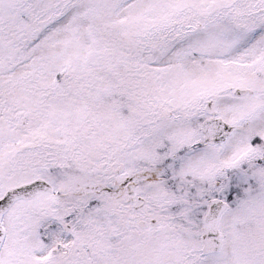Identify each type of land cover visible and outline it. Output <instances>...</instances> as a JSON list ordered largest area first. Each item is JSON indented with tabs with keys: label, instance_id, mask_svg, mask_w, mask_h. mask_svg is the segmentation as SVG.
Returning <instances> with one entry per match:
<instances>
[{
	"label": "snow or ice",
	"instance_id": "6c2138e0",
	"mask_svg": "<svg viewBox=\"0 0 264 264\" xmlns=\"http://www.w3.org/2000/svg\"><path fill=\"white\" fill-rule=\"evenodd\" d=\"M0 264H264V0H0Z\"/></svg>",
	"mask_w": 264,
	"mask_h": 264
}]
</instances>
